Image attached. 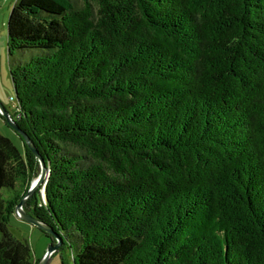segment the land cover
Returning a JSON list of instances; mask_svg holds the SVG:
<instances>
[{
  "label": "trees",
  "instance_id": "16d2710c",
  "mask_svg": "<svg viewBox=\"0 0 264 264\" xmlns=\"http://www.w3.org/2000/svg\"><path fill=\"white\" fill-rule=\"evenodd\" d=\"M6 32L28 54L9 113L48 169L23 210L55 252L264 264V0H14ZM19 137L0 134V264L39 262L9 231L40 172Z\"/></svg>",
  "mask_w": 264,
  "mask_h": 264
},
{
  "label": "rangeland",
  "instance_id": "374dc122",
  "mask_svg": "<svg viewBox=\"0 0 264 264\" xmlns=\"http://www.w3.org/2000/svg\"><path fill=\"white\" fill-rule=\"evenodd\" d=\"M14 0H0V102L9 111H13L16 102L9 68L17 60H28L27 53L15 52L8 56L6 45L7 20ZM0 134L7 137L20 151L22 141L19 135L7 125L0 117ZM40 187V186H39ZM43 188L40 193L43 196ZM9 231L17 238L26 239L35 257L40 259L44 256L47 246L51 243L49 236H46L38 227L20 219L13 214L9 221ZM46 264H72L70 251L68 249L54 251L48 257Z\"/></svg>",
  "mask_w": 264,
  "mask_h": 264
},
{
  "label": "water",
  "instance_id": "95a60500",
  "mask_svg": "<svg viewBox=\"0 0 264 264\" xmlns=\"http://www.w3.org/2000/svg\"><path fill=\"white\" fill-rule=\"evenodd\" d=\"M0 115L4 118L7 125H9L16 133H18L22 138L26 146L31 150V152L34 154V156L37 158L39 165H40V172L36 178H34L26 193L23 195V197L19 200L17 203L14 214L17 215L20 219L30 223L31 225H34L38 228H40L42 231L49 233L54 237L55 243L49 244L47 246V249L45 251L44 256L40 259L38 264H46V261L50 254L54 252L58 246L61 243V238L58 234H56L50 226L47 224L41 222L39 219L34 217L33 215L27 213L23 210V204L24 202L31 196V194L34 192L36 188H38L40 185H42L43 188V197L45 196V182L48 175V169L45 166L44 160L37 151L36 147L34 146L33 142L29 138V136L19 127L17 122L12 118L9 111L4 107V105L0 102Z\"/></svg>",
  "mask_w": 264,
  "mask_h": 264
},
{
  "label": "crops",
  "instance_id": "0c3cea01",
  "mask_svg": "<svg viewBox=\"0 0 264 264\" xmlns=\"http://www.w3.org/2000/svg\"><path fill=\"white\" fill-rule=\"evenodd\" d=\"M14 3V2H13ZM6 45H7V32H6Z\"/></svg>",
  "mask_w": 264,
  "mask_h": 264
}]
</instances>
